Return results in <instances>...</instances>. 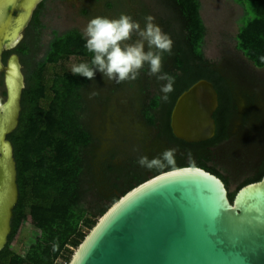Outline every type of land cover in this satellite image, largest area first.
<instances>
[{
    "label": "trees",
    "instance_id": "obj_1",
    "mask_svg": "<svg viewBox=\"0 0 264 264\" xmlns=\"http://www.w3.org/2000/svg\"><path fill=\"white\" fill-rule=\"evenodd\" d=\"M47 1L37 7L19 45L4 54L5 61L12 52L20 55L26 87L19 125L8 136L17 161L19 201L14 208L12 232L6 246L0 250V264H68L98 221L89 216L100 217L123 194L162 170L196 165L220 176L227 187L231 181L218 164L210 163L214 147L230 137L226 114L232 110V100L221 87L227 78L204 51L207 26L201 0H171L179 13L172 14L171 21L176 17L179 29L174 32L177 34L172 54L163 55L162 71L174 78V91L168 94V99H163L161 91L150 90L152 77L147 74V65L137 80L113 82L111 94L104 99L110 104L112 93L127 92L130 108L137 117L129 125H135L133 132L138 138L139 150L124 154L117 145L103 154L99 151V136L92 124L91 110L97 102L95 98L101 94L92 88L99 81L108 82L103 74L97 70L95 79L89 80L56 67L73 55L90 63L93 53L86 49L84 32L75 27L65 31L53 29L50 40L43 41L42 16ZM234 1L245 10L236 36L237 48L256 66L264 67V0ZM137 3L139 0H89L82 13L90 18H118L127 14L145 24V18L151 15V6L142 2L136 16ZM51 66L53 75L48 78L46 73ZM202 78L212 81L221 94L220 107L215 113L217 130L208 140L188 142L174 134L171 115L179 95ZM0 87H4L2 75ZM111 111L113 114L114 108ZM167 149L175 150L173 164L152 169L139 164L140 157H159ZM263 177L264 151L254 172L236 190H230V199L233 201L242 186ZM115 189L120 192L115 193ZM91 194L97 198L107 197L110 203L95 212L88 205ZM34 202L43 208L35 224V239L24 252H17L12 244L29 219Z\"/></svg>",
    "mask_w": 264,
    "mask_h": 264
},
{
    "label": "water",
    "instance_id": "obj_2",
    "mask_svg": "<svg viewBox=\"0 0 264 264\" xmlns=\"http://www.w3.org/2000/svg\"><path fill=\"white\" fill-rule=\"evenodd\" d=\"M44 0H0V250L19 201L17 161L9 139L19 125L24 65L18 53ZM219 93L199 79L173 108L174 134L188 142L215 136ZM217 174L196 165L162 170L134 186L99 218L68 264H264V177L242 186L233 201Z\"/></svg>",
    "mask_w": 264,
    "mask_h": 264
},
{
    "label": "rangeland",
    "instance_id": "obj_3",
    "mask_svg": "<svg viewBox=\"0 0 264 264\" xmlns=\"http://www.w3.org/2000/svg\"><path fill=\"white\" fill-rule=\"evenodd\" d=\"M201 1L202 16L207 26L205 43L207 57L219 63L227 57L238 63L240 56L235 53L236 36L243 14V8L234 0ZM88 2L89 0H48L46 2L47 8L42 16L45 25L43 41L48 42L50 40L53 29L65 31L75 27L84 32L88 22L92 19L82 13V9L85 5H88ZM142 2L148 3L151 6V15L155 18L154 23L158 24L165 33L170 35V25L173 23L171 16L173 17V15L176 16L179 14L177 6L171 0H139V3L135 4L138 5L134 13L136 16L138 15L139 6ZM95 13L97 14V12ZM133 20L139 22V20ZM175 20L176 22L178 21L176 17ZM140 25L142 28L145 26L143 23H140ZM135 39L136 37L134 35L133 40ZM84 61V58L73 55L67 60H62L56 67L61 71L71 70L74 64L83 63ZM245 66L246 74L249 76L248 79L250 78L252 81L258 83L255 88L248 87L250 93H255L254 95H256L257 101L255 106L253 105L249 108L240 89L236 91L237 98L240 101V108L234 117L231 138L227 143L218 148H214V155L210 162L218 164L219 168L230 177L229 188L231 191L236 190L238 185L254 172L261 159V154L264 151V68L259 69L251 62L249 64L245 62ZM46 74L48 78L52 77V66ZM233 78L239 83L244 82L241 74H234ZM149 81L151 82L150 90L153 92L161 91V85L165 83L164 81H158L155 77H152ZM247 83L253 85L250 82ZM111 89H113V82L111 84L109 81L105 83L99 81L92 88V90H97L101 94V96L95 98L97 102L93 103L91 110L92 124L93 127L96 126L95 130L99 136V151L103 154L114 145L119 146L122 154L128 151H138V138L133 132L135 125H129L137 117L132 108H130L128 93L125 91H120L116 94L112 93V102L107 104L104 102V99L111 94ZM4 90L5 86L0 87L2 99H4ZM93 96L95 97V95ZM113 108L114 113L112 114L111 110ZM112 116L113 120L119 122L118 124H115ZM119 192L115 189V193ZM89 201V207L95 212L100 211L99 209L103 204L110 203L107 197L97 198L94 194L89 196ZM42 213V205L34 202L29 211V219L12 244L17 252H24L35 239L37 232L35 224L41 218ZM89 218L98 219L99 217L89 216Z\"/></svg>",
    "mask_w": 264,
    "mask_h": 264
},
{
    "label": "clouds",
    "instance_id": "obj_4",
    "mask_svg": "<svg viewBox=\"0 0 264 264\" xmlns=\"http://www.w3.org/2000/svg\"><path fill=\"white\" fill-rule=\"evenodd\" d=\"M154 19L148 15L142 28L127 14H121L118 18H92L84 29V36L86 49L93 53V57L90 63L74 64L72 74L94 80L99 70L106 81L121 84L137 80L147 65L149 76L166 81L160 90L164 93L163 99L167 100L168 94L174 91V78L162 71L163 55L172 54L173 40L154 23ZM174 153V149H167L161 156L152 159L142 156L139 164L148 169L171 165L174 163Z\"/></svg>",
    "mask_w": 264,
    "mask_h": 264
},
{
    "label": "flooded vegetation",
    "instance_id": "obj_5",
    "mask_svg": "<svg viewBox=\"0 0 264 264\" xmlns=\"http://www.w3.org/2000/svg\"><path fill=\"white\" fill-rule=\"evenodd\" d=\"M241 7L243 8V14H242V17L240 19L239 29H240V27L243 24L242 19H243V16L245 14L244 7L242 5H241ZM172 22L173 23H171V25H170L171 34L169 36L173 40V44H174L176 42V38L175 37H176V34H177V33H174V32H175V30L177 31L179 29V27H178V25H176V21H175V24H174V20ZM238 32H239V30H238ZM205 43H206V41H205ZM204 51H205V45H204ZM221 51H224V50H221ZM235 53L238 56H240V60L238 58V63L236 61H232V59H228L227 57H225L222 60L221 63L216 62V61H212V63L214 64V66L223 74L224 77L227 78V80L221 84V87L223 89V92L226 95H228L231 98V100H232V110L229 113L226 114V116L228 118L227 132L230 134V137L228 139H226V140H223L221 143H219L214 148H218L219 146L227 143L228 140L231 138V132L233 131V121H234V117H235V114L238 112V110L240 108V101L237 98V94H236L237 92L236 91L238 89H240L241 94L246 99L247 105H248L249 108L252 107L253 105L255 106V103L257 101L256 95H254L255 93L253 91H252L253 93H250L249 92L250 89L248 87L255 88V86L258 83L252 81V79H250V78H249L250 80L248 79L249 76L246 74L247 72L245 70V68H246L245 62L247 64H249L251 62L255 67H257L259 69H263L264 67H258V66H256L249 58H247L245 56V54L241 50H239L237 48V43H236ZM237 73L238 74H241V77L244 78V82L243 83H239L238 81L234 80L233 75L234 74H237ZM247 82H250L253 85H250ZM217 91H218V89H217ZM218 93H219V106H218V108H219L220 107L221 94H220L219 91H218ZM162 95L164 96V93H162ZM218 108L215 111V113L218 111ZM215 113H214V117H215ZM216 130H217V128H216ZM229 191H230V188H229Z\"/></svg>",
    "mask_w": 264,
    "mask_h": 264
},
{
    "label": "bare ground",
    "instance_id": "obj_6",
    "mask_svg": "<svg viewBox=\"0 0 264 264\" xmlns=\"http://www.w3.org/2000/svg\"><path fill=\"white\" fill-rule=\"evenodd\" d=\"M3 76V75H2Z\"/></svg>",
    "mask_w": 264,
    "mask_h": 264
}]
</instances>
